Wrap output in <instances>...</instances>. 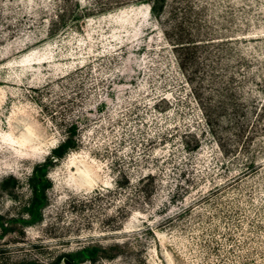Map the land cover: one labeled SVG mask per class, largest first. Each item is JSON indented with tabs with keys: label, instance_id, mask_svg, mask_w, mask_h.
I'll list each match as a JSON object with an SVG mask.
<instances>
[{
	"label": "rangeland",
	"instance_id": "obj_1",
	"mask_svg": "<svg viewBox=\"0 0 264 264\" xmlns=\"http://www.w3.org/2000/svg\"><path fill=\"white\" fill-rule=\"evenodd\" d=\"M67 257L264 264V0H0V264Z\"/></svg>",
	"mask_w": 264,
	"mask_h": 264
},
{
	"label": "trees",
	"instance_id": "obj_2",
	"mask_svg": "<svg viewBox=\"0 0 264 264\" xmlns=\"http://www.w3.org/2000/svg\"><path fill=\"white\" fill-rule=\"evenodd\" d=\"M143 1L148 2L151 6V10L155 14L159 15L163 13L167 0H143ZM74 19H76V22H78L77 17H75ZM178 44L179 45L177 47H180L181 49H187L188 54H191L193 49L196 48L197 45H199V43H197L196 40L185 39V38L179 39ZM237 107L239 108L237 112L242 109L241 106H237ZM244 131H245V128L242 127L240 129V135H243ZM76 148H77L76 146H71L68 141L64 140L62 143H60L58 146H56L53 149L52 155L51 157H49V161L47 164H51L54 162L57 163L67 153L68 150H72ZM47 164L45 163V165ZM146 179H153V175H151L150 173L144 175L141 178V182L143 183ZM46 182H47L46 170L45 169L43 170V168H40L39 165L35 166L33 170L32 178H31V185L33 189V197L31 200V206L33 207L38 206L41 203L42 198H44L45 196ZM141 192L143 193V196L145 199H151L154 195V193L152 192V189L146 184H143V186L141 187ZM67 258L70 261H72L74 264V261L71 258L69 257ZM29 264H35V263H29Z\"/></svg>",
	"mask_w": 264,
	"mask_h": 264
},
{
	"label": "water",
	"instance_id": "obj_3",
	"mask_svg": "<svg viewBox=\"0 0 264 264\" xmlns=\"http://www.w3.org/2000/svg\"><path fill=\"white\" fill-rule=\"evenodd\" d=\"M64 263H65V264H73V262L70 261L68 258H65V259H64Z\"/></svg>",
	"mask_w": 264,
	"mask_h": 264
}]
</instances>
